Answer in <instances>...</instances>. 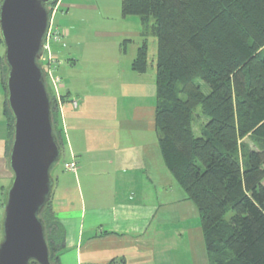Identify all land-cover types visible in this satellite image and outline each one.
Wrapping results in <instances>:
<instances>
[{
	"label": "trees",
	"instance_id": "trees-1",
	"mask_svg": "<svg viewBox=\"0 0 264 264\" xmlns=\"http://www.w3.org/2000/svg\"><path fill=\"white\" fill-rule=\"evenodd\" d=\"M120 11L139 17L142 36L156 39L158 145L166 168L197 209L209 263L264 264V0H122ZM1 60L8 157L13 116ZM131 67L146 71V40ZM47 89L62 149L59 113ZM198 107L207 121L196 136L192 117ZM248 137L258 150L245 144ZM39 218L49 261L59 264L64 228L51 196Z\"/></svg>",
	"mask_w": 264,
	"mask_h": 264
},
{
	"label": "crops",
	"instance_id": "crops-1",
	"mask_svg": "<svg viewBox=\"0 0 264 264\" xmlns=\"http://www.w3.org/2000/svg\"><path fill=\"white\" fill-rule=\"evenodd\" d=\"M121 1L116 0L117 8ZM85 8L98 6L94 0H57L50 15L64 33L54 46L60 61L55 71L58 93L64 101L58 112L67 149L63 164L77 163L75 172L63 165L50 172L51 202L64 228L59 264H210L197 209L166 168L158 145L155 72L131 67L143 39L140 18L123 17L120 11L115 29L96 28L93 35L115 37L117 48L109 54L105 49L103 54L91 50L76 55L67 51L68 44L94 40L75 26L92 20L66 18L71 9ZM74 68L79 73L109 70L113 75L95 84H79L80 77L73 79L71 74ZM1 79L0 68V217L13 177L7 162L10 134Z\"/></svg>",
	"mask_w": 264,
	"mask_h": 264
},
{
	"label": "water",
	"instance_id": "water-1",
	"mask_svg": "<svg viewBox=\"0 0 264 264\" xmlns=\"http://www.w3.org/2000/svg\"><path fill=\"white\" fill-rule=\"evenodd\" d=\"M55 1L0 0L6 102L13 116L7 157L13 177L4 199L0 264H51L39 212L51 196L50 172L62 149L39 59Z\"/></svg>",
	"mask_w": 264,
	"mask_h": 264
},
{
	"label": "rangeland",
	"instance_id": "rangeland-1",
	"mask_svg": "<svg viewBox=\"0 0 264 264\" xmlns=\"http://www.w3.org/2000/svg\"><path fill=\"white\" fill-rule=\"evenodd\" d=\"M94 1L97 3V6H98L97 9H91V8L71 9L66 18L67 22H71V21L76 22L80 18L92 20V24L90 23V25L78 24L75 26V28L77 29L80 28L82 30V33H84L83 35L87 33H91V36H89L88 40H94L93 43L82 44V45H77V46H74L73 44H68L66 49L69 53H73L76 55H79V54L84 55L91 50L93 52L95 50H99L101 54H103L104 50L106 49V50H109L108 52L109 54L110 49L117 48V46L114 44V42H116L117 40L115 37L108 36V37H103V38L99 37L98 39H95L93 35L95 33L96 28L107 29L109 31H111L113 28L115 29L116 27L115 24L119 23L118 19H120V6L117 8L116 0H94ZM60 16L61 14L57 12V14L55 15V23L61 20ZM131 16L132 18H135V19L138 18L136 15H131ZM63 19H65V17ZM50 21L52 20L50 19ZM96 23H98V25H95ZM135 40L136 42H138L141 40V38L135 39ZM142 40H146L148 44V74H151L155 70L154 62H155L156 46H157L156 39L153 36L148 35V36H143ZM96 44H98L99 49L96 48ZM131 48L132 46H129L130 51H131ZM3 54H4V45L0 42V68H1V63H2L1 58ZM71 74H72L73 79L76 77L78 78L80 77L79 80H77V83L79 84L81 83V80L84 82V84L86 83L95 84L96 81L98 82L104 79H111L113 75L112 73L109 72V70L100 71V70H95V69L94 70L88 69L86 70V72L82 70V73H79V70L76 68L72 69ZM81 76L83 77L81 78ZM202 90L207 93L208 92L207 86L203 85ZM56 103L57 102L55 101V104ZM192 120H193L192 127L194 130V134L196 136H199L200 131L203 127V124L207 121V119L201 113L200 107L196 108V110L194 111ZM244 142L251 149L258 150L259 148V146L255 143V140H252L249 137L246 138ZM66 154H67V149L66 147H63V152L61 154L60 160L54 166L55 167L54 170L60 168V166L63 165V161L66 158ZM262 183L264 184V179ZM2 216L0 217V222L2 221ZM228 216H229V213L227 214V217ZM197 223H199V218L197 220ZM0 235H2L1 231H0Z\"/></svg>",
	"mask_w": 264,
	"mask_h": 264
},
{
	"label": "built area",
	"instance_id": "built-area-1",
	"mask_svg": "<svg viewBox=\"0 0 264 264\" xmlns=\"http://www.w3.org/2000/svg\"><path fill=\"white\" fill-rule=\"evenodd\" d=\"M63 36V30L49 21V25L43 40L42 53L39 59V63L41 64L45 73L47 85L50 87L53 98L57 102L56 106L58 112L64 101H62L61 96L58 93L60 78L55 74V71L60 61L55 55L54 46L59 43ZM71 105L76 107L77 102L73 100L71 101ZM63 168L65 170L75 172L77 170V163L75 161L64 163Z\"/></svg>",
	"mask_w": 264,
	"mask_h": 264
}]
</instances>
